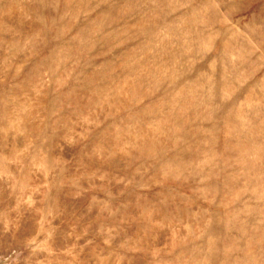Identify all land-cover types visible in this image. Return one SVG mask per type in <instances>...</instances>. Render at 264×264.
Instances as JSON below:
<instances>
[{
  "label": "rangeland",
  "instance_id": "obj_1",
  "mask_svg": "<svg viewBox=\"0 0 264 264\" xmlns=\"http://www.w3.org/2000/svg\"><path fill=\"white\" fill-rule=\"evenodd\" d=\"M0 264H264V0H0Z\"/></svg>",
  "mask_w": 264,
  "mask_h": 264
}]
</instances>
